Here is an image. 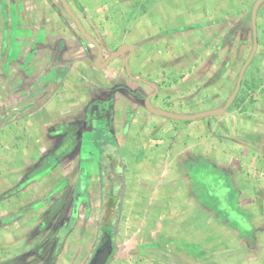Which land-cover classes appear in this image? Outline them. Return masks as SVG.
Instances as JSON below:
<instances>
[{"label": "rangeland", "instance_id": "1", "mask_svg": "<svg viewBox=\"0 0 264 264\" xmlns=\"http://www.w3.org/2000/svg\"><path fill=\"white\" fill-rule=\"evenodd\" d=\"M67 1L74 11L75 6L78 11L81 9L76 5L77 0ZM79 3L84 5V8L89 5L95 6L97 12L94 11L96 14L93 15L92 22L99 28L96 34L99 35L98 32H100L101 38L107 37L108 51L127 41L134 46L135 50L138 46L140 50L154 49L159 52L163 45L161 36L165 34L171 36L175 29L181 30L191 21H194V25H204L206 22L208 25V20L215 21L220 18L224 9L227 12V18L235 21L232 30L228 33L236 32L238 21L235 19V13L245 11L247 19L250 18L254 2L252 0H94L88 5L87 0H79ZM216 8L221 15L212 12ZM263 10L264 2L259 7L257 17H260ZM83 14L85 17V12ZM195 16H199L198 19H193ZM248 30L247 25L246 31ZM60 34L62 35L60 37H66L68 40L52 39ZM71 35L74 38H71ZM248 36L246 40L247 43L249 41L250 46L244 47V51L241 50L240 66L250 52L252 43L250 44L251 38ZM77 38L80 37L73 22L57 0H0V115L21 105L30 108L16 114L11 121L0 127V211L6 214L5 222L15 220L14 222L19 224L15 230L17 232H14L15 236L3 235L5 238L3 240L1 225L4 224L3 219L1 220L0 264H85L100 240L102 232L115 226V219H118L114 234L115 249L108 264H153L152 260L154 264H164L160 263V255L155 253L153 247L139 248L144 249L147 254L135 253L136 249L139 250L137 244L143 240L144 231L149 230L154 220L158 219L152 215L156 212L155 209L160 208L165 212L167 210L163 205L158 206V202H153L154 198L150 190L146 188L147 191H142L137 188L136 183L141 184L142 178L140 175L135 177L136 174L130 171L132 164H129L126 170L123 169L124 161L133 162L137 159V153L138 155L142 153L140 150H132L134 146L130 149L128 144L131 142L124 141L127 125H130L127 122L133 114L131 111L124 110L129 106L124 104L121 112L115 113L116 116L113 118L105 116V118L96 119L100 121V124L107 126V132H100L98 128L92 133L83 134L84 115L89 102L96 101L93 107L98 110V107L106 103L102 97L110 98L109 92L114 90L116 85L134 84L125 81L119 59L111 60L112 62L105 67L104 72L93 68L89 53L85 57L83 52L75 46L74 41ZM243 39L244 36L241 33L238 41L233 42L234 45L232 43L228 45L238 47L237 44L242 43ZM172 42L178 44L179 39L175 41L174 37ZM85 45L91 48L88 44ZM232 46H229V49L233 50ZM188 49L181 48L180 43L177 49H173L174 60L172 59L171 64L176 68L175 71L172 69L173 72L169 75L170 80H167L166 84L171 85L173 91L177 92L173 94L170 105L163 104L159 108L169 112H173L172 108H175L185 112L181 114H191L221 107L234 89L236 75L234 80H223V77H219L222 75H217L214 69H209L210 63L203 62L196 64L197 68H200V71L202 68L207 69L202 72L194 70L193 73L204 75L208 71L213 84L207 85L198 80L197 83H189V87L185 85L179 89L175 81L180 71L195 66V54L201 52L202 48L195 46ZM213 53L208 56L211 60L215 57ZM255 60L252 65L260 64ZM163 63L160 59L152 61L149 58L145 60L144 65H148V71L151 73L153 70L152 75L156 77L159 70H168L162 66ZM252 65L247 67L241 87L244 86ZM131 68L135 70L134 66ZM216 72L219 73V71ZM45 80L51 83L46 90L51 88L56 92L48 94L50 95L48 101L41 105V97L38 95L42 93V90L38 87ZM118 95L116 103L127 102L121 100L119 98L121 95ZM34 96H38L35 104L31 100ZM237 99L221 116L196 119L202 128L206 129L202 134L203 137L213 139L223 134L225 115L236 107ZM38 105H41L40 108L34 111ZM107 112L109 113L108 109ZM79 116L81 119H78ZM258 117L264 118L260 108L256 109L253 116H249L251 121L257 120ZM125 118H128L127 122H124ZM163 119L176 122L164 117ZM185 122L192 121L176 123ZM58 130L60 133H57ZM131 131L136 132V129ZM154 135L161 136V131H154ZM95 136L99 140L94 138ZM189 136L183 135V140L182 138L176 140L189 146L188 141L192 142ZM47 137L51 140L48 141ZM84 139L88 140L92 150L84 146L87 142L83 141ZM30 141H34L37 145L36 151L28 145ZM181 144H178L176 149L182 148ZM70 146H74L72 154ZM80 149L81 155L78 157ZM40 150L46 154L39 156ZM26 153L29 157H26ZM104 153H107V158L103 156ZM158 153L159 151L156 150L155 154ZM190 154H192L191 151ZM149 160L146 159L144 163L150 167L152 164ZM160 160L162 163H159ZM168 162L172 164L174 159ZM152 163L153 165L162 164V166L167 164L164 157L153 158ZM181 163L187 165L184 160H181ZM79 165L84 175H80L75 180ZM195 168H192L191 172L190 180L193 183L191 186L197 201L203 203L208 209L206 213L208 224L216 222L211 213L217 214L216 218L226 223L223 227H218V231L208 226L207 238H202L199 244L200 248L202 247V253H204L203 247L207 246L205 250L207 257L204 261L197 257L198 262L200 264H254L248 262L247 257L252 254L248 249L256 248L264 241V238L260 237L261 230L264 229L262 221L264 215L256 212L258 216L256 213L255 216L253 212H247L243 206L238 207L240 199L237 197L234 185L232 186L229 178L219 174L217 169L206 164L204 167L199 166L198 170ZM5 176L8 177L5 178ZM13 180L15 181L12 183ZM216 180L222 184L224 195L217 194L213 187ZM127 181L132 182L128 187ZM249 181L247 186L251 192L254 185L264 188V177L250 172ZM42 182L47 188L40 196L43 197L44 203L49 202V210L57 212V201L61 200L63 203L62 221H56L57 215L51 223L44 224L37 221L38 217L29 216L27 219H30L32 223H22L23 217H18V213H14L15 207H18L21 200L28 204L26 215L30 214V209H36L39 204L32 197L35 195V187ZM144 185L147 186L146 182ZM13 187L15 189H12ZM20 190H23L22 193ZM28 190L34 193L30 195ZM73 191L78 196V202L86 205L91 203L88 208L84 204L78 206L77 213L81 220H75V222L74 217H72L73 221L69 218L73 204ZM147 193L150 195L147 196ZM111 196L112 199H109ZM217 196H224L225 204L233 208L234 212L231 213L232 210L229 212L226 207L221 206ZM23 208L25 210V206ZM183 208L185 210V207ZM116 210L119 211L118 217ZM83 213H90L89 221L82 220ZM191 213L195 215L194 210ZM191 213L189 216H192ZM130 214H138V217L131 218ZM203 214L204 212H201L202 219ZM240 220H244L246 225L241 224ZM14 222L11 223L12 227L15 225ZM62 223L63 226H61ZM226 225L235 227L240 235L234 232L235 238H230L229 235L233 232ZM149 241H151L150 237ZM199 245H197L198 248Z\"/></svg>", "mask_w": 264, "mask_h": 264}, {"label": "crops", "instance_id": "2", "mask_svg": "<svg viewBox=\"0 0 264 264\" xmlns=\"http://www.w3.org/2000/svg\"><path fill=\"white\" fill-rule=\"evenodd\" d=\"M252 1L254 2L255 0ZM75 2L76 5L81 8L79 15L83 17V12H85L84 18L88 21L91 20L92 22V17L96 14L94 12L96 10L95 6H90L89 3L94 2V0H87V4L89 5L87 8H84V5L80 4L79 0ZM221 13L222 16L217 19L216 24L215 21H211V19L208 20V25L206 24L207 22L204 23V25H194V21H191L188 22L189 25L187 27L185 26V28L181 30L175 29L173 35H167L164 37L161 36L160 40H166L161 41L163 43L162 47H171L172 56L174 55L173 49H177L179 43L180 47H183V49H190V47L195 46L202 48L201 52L195 54V66L189 67L188 69L184 68L180 71L178 79H176L177 82L175 81V83L179 86V89L181 86L185 85L189 87V83H197L198 80L203 81V83L207 85L213 84L211 82V77L208 75V71L204 75L200 73H193L194 70L200 71V68H197V65L203 62L210 63L209 69H214L217 75H222L219 77H223V80H234V75H236L237 79L239 70L242 66L239 64L241 59V50L244 51V47L250 46L248 44L249 41L247 43L246 38L248 35L252 38L251 24L249 17L248 19L246 17L247 12L238 11L235 13V19L238 21V30H235L236 32L234 33H228L229 30H232V26L235 21L229 17V19L227 18V12L225 9L224 12ZM198 17L199 16H195L193 19H198ZM102 21L107 22V20ZM219 21L220 24H218ZM256 22L258 43L255 55L248 66L252 65V62L255 59V62H259L260 64L254 63L255 65H252L251 69H249L248 78L245 80L244 86H240L239 92L234 99L235 101L238 97L236 107H234L230 113L225 115V126L222 130L223 134H220L217 138L213 139L203 137L202 134L206 131V129L205 127L202 128V125L198 123L199 119L187 123H176L178 120H175L176 122H169L167 119H163V117L161 118V116L142 112L139 106H136L134 109L135 111H139L138 120L133 119L129 122L130 125H127L128 129L124 135L128 133L130 136L125 138V143H128L129 141L131 142V144H128L130 149L134 146V144H137L138 146H134L132 150H140L142 153L140 155L137 153V159L133 160V162L124 161L123 169L126 170L128 165L132 164L133 166L131 165L132 167L129 168L130 171L133 174H136L135 177L140 175L142 178L141 184L139 182L138 184L136 183L137 188H140L142 191H147V189L150 190L154 198L153 202H158V206L163 205L167 210V212H165V210L162 211L160 208L159 210L155 209L156 212H153L152 215L156 216L158 219L154 220V222L152 221L153 226L149 230L144 231V235H142L143 240L137 244L138 249L144 246L153 247L155 253L160 255V263L200 264L198 262L199 259L204 261L207 257V251H205L207 246L203 247L204 253H202V247L200 248L201 245L199 244L201 243L202 238H207L206 233L208 232V226L215 228L216 231L219 230L218 227L221 228L224 226L222 221H219L216 218L217 214L215 213H211L212 217L216 220L215 224H208L206 214L208 209H206L203 203L197 201L192 190L193 187L191 185H193V183L190 180L192 168L196 167L195 169L198 170L199 166L204 167L205 164L211 165L214 169H217L220 172L219 174L224 175V177L231 180L232 186L234 185L235 187L237 197L240 199L237 204L238 207L243 206L247 212H253L254 215L256 212H260V215H264V188L254 185L251 192V189L247 186L248 182H250V172H253V174L257 176L264 177V118L258 117L255 121H251V118H249V116H253L256 109L259 108L264 115V10L262 11L260 17H257ZM247 25L249 28L248 31H246ZM241 33L244 36L242 43H238V47L232 46L234 45L233 42L238 41L237 39L240 37ZM60 36L62 35L60 34L57 38L52 39H57L59 41L68 40L66 37L63 38ZM174 37L175 41L179 39L178 44L172 42ZM71 38L74 37L71 35ZM229 43H232V45H228ZM251 43L252 39L250 41V44ZM229 46H232L233 50L229 49ZM136 47L141 52V62H145V60L149 58L154 60L157 59L155 54L157 52L156 50L150 49L148 51L149 53H144L147 50H140V47ZM225 47H227L226 51ZM230 50H232V52H230ZM213 51L216 52L213 53ZM211 53L215 56L213 60H211L210 57L208 58ZM204 57H206L205 60H203ZM145 66L147 67L148 65ZM175 68L176 67L174 66L173 70ZM205 69L202 68L201 70L203 71ZM135 70L139 71L140 69L135 67ZM173 70H164L168 74L159 70L156 77L152 75L153 70L150 73V76L153 79L159 81V83L163 85V89L160 91L159 98L156 101L157 106L163 104L170 105V100H172L173 94H176L177 92L173 91L171 85L166 84V81L170 80L169 75L173 72ZM216 71H219V73ZM101 72H104V70ZM244 74L246 75V73ZM245 75H243V78ZM103 77L106 78L105 75H103ZM49 90L50 91H47L48 94L56 92V90H52L51 88ZM223 92L224 91H222V93ZM46 102L44 104H46ZM94 102L96 101L89 102V105ZM116 104L115 113L117 114L121 112L124 104H127L128 106L130 105L129 102L127 103L122 101ZM104 106L97 108L100 111V117H102L103 114L105 115L106 108ZM172 111L178 113L184 112L181 110L178 111L175 108H172ZM115 116L116 115H114V117ZM78 119H81V116H79ZM205 120L208 121V119ZM147 121L151 122L148 123ZM134 128L136 129V132L131 131ZM156 130L161 131L162 137H156L154 135V131ZM180 135H190L189 137L192 138V142L188 141L189 146L184 143L181 144V141L176 140L177 138H182ZM178 144L183 145V147L176 149ZM29 146L35 151L38 149L37 145L33 143V141L29 142ZM156 150L159 151L158 154H155ZM190 151L192 154H190ZM39 152V156L46 154L41 150ZM26 157H29L28 153H26ZM163 157L166 158L167 164L165 166H162V164L153 165V158L161 159ZM140 159H143V161H140ZM146 159H150L149 162L152 166L149 167L144 163ZM170 159H174L172 164H169L168 162ZM181 160L186 161L187 165L181 163ZM159 163H162V161L160 160ZM205 169L207 170L206 167ZM14 181L15 180H13L12 183ZM16 182L18 183V181ZM145 182L147 186L144 185ZM131 183L132 182L127 181V187L131 185ZM149 195L150 193H147V196ZM183 207H185V210ZM193 210L195 215L191 213ZM201 212H204L203 219ZM190 213L192 216H189ZM130 216L131 218H136V216L138 217V214H130ZM128 219L130 220L129 216ZM262 221L264 223V217ZM261 231L262 233L260 234V237L262 236V238H264V229ZM236 232L239 236L240 233L238 231ZM233 234L229 235V237L235 238L236 235ZM149 237L151 238V241H149ZM197 245H199V248ZM248 250L252 253L247 257L248 262L250 261L254 264H264V241L261 242V245L258 247H251ZM135 253L147 254L144 249H136ZM238 253L239 252H237V254ZM193 255L194 257H191ZM197 257L199 259H197ZM152 263L154 264V260H152Z\"/></svg>", "mask_w": 264, "mask_h": 264}, {"label": "flooded vegetation", "instance_id": "3", "mask_svg": "<svg viewBox=\"0 0 264 264\" xmlns=\"http://www.w3.org/2000/svg\"><path fill=\"white\" fill-rule=\"evenodd\" d=\"M58 1V3L61 5V7H62V9L64 10V8H63V6H62V4L59 2V0H57ZM71 7V9H72V11H73V13H75V15H77L78 17H79V19H80V21H81V24L83 25V27L85 28V30H86V32L87 33H89L92 37H94L96 40H97V42L100 44V46H101V53H102V57H101V60H100V63L102 64V63H105L106 62V60H107V58L111 55V53L113 52V51H115L120 45H129V46H132L133 47V45L131 44V43H129V42H127V41H125V42H122V44L120 43V45H118L116 48H114V49H112V50H110V51H108L107 50V37L106 38H101L100 37V32H98L99 33V35H97L96 34V32L98 31L97 29H99L98 28V26L96 25V23H93V22H86V18H84V15H83V17H81L79 14H80V9H79V11H78V9L76 8V6L74 7L75 8V11L73 10V7L72 6H70ZM64 12H65V10H64ZM213 13H215V14H220V12H219V10H217V8L216 9H214L213 11H212ZM66 13V12H65ZM67 14V13H66ZM68 17L71 19V17L68 15ZM84 18V19H83ZM213 19H214V17H213ZM71 21L73 22V25H74V27H75V30H76V32L78 33V35H79V37L80 38H77L75 41H74V44H76L75 46H77V48L78 49H80V51H82L83 52V54H84V56L86 57V55H88L87 53H89V59H90V61H91V63H92V66H93V68H95L96 70H99V71H101V70H104L105 69V67L109 64V63H111L112 61H110L108 64H105L102 68H98V67H96L95 66V64H94V61H95V59H96V57H97V55H98V49L95 47V45L93 44V43H91V42H88L82 35H81V33L79 32V30L77 29V27H76V25H75V23H74V21L71 19ZM217 21V19L215 20V22ZM167 35H170V34H165V35H163V37L164 36H167ZM252 39V38H251ZM163 41H166L165 39H162ZM161 40V41H162ZM65 42V41H64ZM85 44H88L89 46H91V48H89L88 46H86ZM133 49V51L131 52V54H130V52L129 51H126V52H124V54L123 55H121V56H118V57H116V58H114V59H119L120 60V63H121V67H122V71L124 72V76H125V81H128V82H131V83H133L134 85H131L130 87L127 85V83H124L123 85H120V86H118V85H116L115 87H114V90H112V91H110L109 92V96H111L110 98H104V97H102L103 98V100H106V103H105V108H106V111H105V115L103 114V116L102 117H104L105 118V116L107 117V116H109L110 118H113V116L115 115V112H116V110L114 109L115 108V106H116V95H118V94H120L121 95V97H119V98H121V100H125V101H127V103L129 102L130 103V107H128V109H126V108H124V110L126 111V110H128L127 112H129V111H131L133 114H132V116H134V117H132L131 116V118L130 119H128V118H125L124 119V122H127V120L126 119H128V122H127V124L130 122V121H132L133 119H135V120H138V115H139V111L137 110V111H135L134 109H135V107L136 106H139L140 107V109H141V111L142 112H144V113H146V114H152V113H150L146 108H145V106H144V102H145V99L148 97V96H150V99H149V101H150V103L154 106V107H158L159 108V106H157V104H156V101H157V99L159 98V93H160V91L163 89V85H161L160 83H159V81H157V80H155V79H153L151 76H150V72L148 71L149 69H148V66L146 67L145 65H144V62H141V60H142V57H141V52L138 50V49H134V48H132ZM171 47H169V46H165V47H162L160 50H159V52H156L155 54H156V57H157V59H155V60H158V59H160V61H163L164 63H163V65L162 66H165L166 68H168V69H173L174 68V65L173 64H171L172 62H173V60H172V58L174 57V56H172V54H171ZM92 53V54H91ZM144 53H149L148 51H145ZM88 57V56H87ZM205 58L206 57H204L203 58V60H205ZM125 59H127V63H128V67H129V72H130V74H128V72H127V70H126V67H125ZM154 59H152V61H153ZM133 64H134V66L136 67V68H139L140 70L139 71H135V70H132V68H131V66H133ZM167 64H170V66H166ZM134 67V68H135ZM133 71H135V73L133 72ZM106 79V78H105ZM107 80V79H106ZM107 82V81H106ZM43 83H41L40 84V87H38L39 89L41 88V85H42ZM154 85L156 86V88L154 87ZM107 89H109L108 87H107ZM106 89V90H107ZM139 89V90H138ZM26 96V95H25ZM119 96V95H118ZM24 98V97H23ZM36 96H34L31 100L33 101V104H35L36 102H37V100H36ZM27 99V98H26ZM102 100V101H103ZM99 102V101H98ZM89 105V104H88ZM39 106V105H38ZM38 106H36L35 107V109H34V111H36V110H38L39 108H40V106L38 107ZM38 107V108H37ZM91 108H93V104L91 103L89 106H87V110H86V113H85V115H84V118H85V128H84V130H83V134L85 133V132H87V133H92V131H94V130H98V128H100L99 129V131L100 132H107V126L106 125H103V124H100V121L99 120H96V119H93L92 118V115H91ZM13 109H16L17 110V113H15L11 118H9L8 120H6L3 124H5V123H7L8 121H11L13 118H14V116L16 115V114H19V113H22L25 109H30L29 107H26L25 105L23 106V105H21V106H18V107H16V108H12V109H10L9 111H11V110H13ZM107 109L109 110V113L107 112ZM9 111H7L6 113H4V114H2V115H0V117H2V116H4L5 114H7ZM134 111H135V114H134ZM102 117H100V118H102ZM114 120V119H113ZM123 120V119H122ZM113 122V121H112ZM122 123V122H121ZM2 124V125H3ZM113 124V123H112ZM1 125V126H2ZM121 125H123V124H121ZM126 132V131H125ZM57 133H60V131L58 130L57 131ZM125 134V133H124ZM128 136H130L128 133H126V135H124V138H127ZM94 138H97V136H95ZM47 139H48V137H47ZM48 140H51V138L50 139H48ZM97 140H99L98 138H97ZM83 141H87L86 142V144L84 145V146H87L89 149L91 148L90 146H89V142H88V140H83ZM65 142H66V140L65 141H63V145L65 144ZM96 142V141H95ZM136 142V141H135ZM33 143H34V141H33ZM137 143V142H136ZM29 145V144H28ZM134 146L135 147H137L138 145L137 144H134ZM71 147V146H70ZM69 147V149H70V153L72 154L73 152H72V150L74 149V146H72L71 148ZM90 150H92V149H90ZM30 151H31V149L29 148V154H30ZM78 153H79V155H78V157H80V155H81V149H80V151H78ZM90 154L92 155V151L90 152ZM103 156H105L106 158H107V153H104L103 154ZM196 166V165H195ZM79 170H78V173H77V176H76V179L75 180H77L79 177H80V175H84L83 173L84 172H81V168H80V165H79ZM9 176V175H8ZM8 176H5V178H7ZM207 179V178H206ZM218 180H220V179H218ZM218 180H216V183H215V185H213V187L215 188V190H216V192H217V194H219V195H224V192H223V187H222V184H220L219 183V181ZM210 181V180H209ZM8 183H11V182H8ZM6 188L8 189V191H10L9 190V187L8 186H6ZM45 188H47L46 187V185H45V183L44 182H42V184L41 185H38L37 184V187H35V195H34V197H32V198H34V201L36 202V203H38L39 204V206L36 208V209H30V214H28V215H26V213H27V210H26V208L28 207V204H27V202H23V201H19L20 203L18 204V207H15V209H16V211H14V213H18V217H23V220H22V223H29L30 222V219H27L29 216H31V217H38V219H37V221H40V223H44V224H48L49 222L51 223V221H53L54 219H55V216H57L58 215V218H57V222H60V221H62V218H63V214H62V212H63V203L61 202V200H58L57 201V204H56V211L57 212H52V211H50L49 210V208H48V206H49V202H46V203H44L43 202V197H41L40 195H42V191L44 192V190H46ZM12 189H15V187H13ZM22 191L23 190H20V192L22 193ZM27 192H30V195L31 194H33L34 192H32V190H28ZM26 193V192H25ZM33 196V195H32ZM38 196H40V197H38ZM77 197L78 196H76V194L74 193V191H73V204H72V209H71V214L69 215V218L72 220L73 218L72 217H74V222H75V220L77 221V220H81L80 219V216H79V213H77V208H78V206L80 205V204H84V205H86L85 203H82V202H78L77 201ZM224 196L223 197H219V196H217V199H219L220 200V205L221 206H223V207H226V210H229V212L231 211V213H233L234 212V209L233 208H231V207H228V205L227 204H225V202H224ZM54 199V198H53ZM53 199H51L52 200V202H54V200ZM109 199H112V196L111 197H109ZM23 206H25V210H24V208H23ZM87 206V208L88 207H90L91 206V203L90 204H87L86 205ZM62 210V211H61ZM43 213H45V214H43ZM59 213V214H58ZM229 214V213H228ZM6 214L5 213H2L1 211H0V223H1V220L3 219V224L4 225H1V226H3L2 228H1V232H2V239L3 240H5V238H4V236L3 235H8V236H10V235H13V236H15V233L14 232H17V231H15L16 229H17V227H19V224L17 223V222H14L15 220H11V221H8V222H5V220H4V216H5ZM43 215V216H42ZM11 215H9V217H10ZM217 217H218V215H216ZM89 219H90V213L88 214H86V213H83V217H82V220H84V221H89ZM73 221V220H72ZM221 221V220H220ZM14 222V227H12V224L11 223H13ZM30 223H32V222H30ZM240 223L241 224H244V225H246V222H244V220L243 221H241L240 220ZM222 224H226L224 221H222ZM61 226H63V223L61 224ZM60 226V227H61ZM60 227L58 228L57 227V229H60ZM226 227L227 228H229L232 232H236L237 230L235 229V227L233 228V227H230V226H228V225H226ZM22 228V227H21ZM56 229V230H57ZM20 230V229H19ZM103 236H104V234H103V232H102V234H101V236H100V240L97 242V244L95 245V247H94V251L91 253V256L86 260V262H85V264H89V261H90V259L92 258V256L94 255V253H95V251H96V249L100 246V244L102 243V241H103ZM114 249H115V247H114V244H113V252H114ZM112 252V253H113ZM7 254V253H6ZM4 255V254H3ZM112 255V254H111ZM114 255V254H113ZM109 261H110V257H109V260L107 261V263L106 264H108L109 263Z\"/></svg>", "mask_w": 264, "mask_h": 264}, {"label": "water", "instance_id": "4", "mask_svg": "<svg viewBox=\"0 0 264 264\" xmlns=\"http://www.w3.org/2000/svg\"><path fill=\"white\" fill-rule=\"evenodd\" d=\"M59 2L62 4L67 15H69L71 17V19L74 21V23H75L77 29L79 30V32L81 33V35L88 42L93 43L95 45V47L98 49V55L94 61V64L96 67L102 68L105 64H108L114 58L123 55L124 52H126V51H129L131 54V52L133 51L132 46L120 45L115 51H113L111 53V55L107 58L106 62L101 64L100 60L102 57V53H101L100 44L97 42V40L94 37H92L89 33L86 32L85 28L81 24L79 17L77 15H75V13H73L68 1L67 0H59ZM263 2H264V0H255L253 5H252L251 11H250V24H251V29H252V47H251V50H250L247 58L245 59V61L243 62L242 66L239 70V73H238V76L236 79V83H235V86H234L232 93L228 96V98L226 99V101L224 102V104L221 107L213 109V110H209V111H204V112H197V113H191V114H181V113H176V112H169V111L160 109L158 107H154L149 101L150 96H148L144 102L145 108L150 113H152L154 115H158L161 117H165V118L172 119V120H178V121H193V120L208 117V116H220V115H222L228 109V107L232 104L234 99L236 98V96L239 92L241 83H242V78H243V75L245 73V70L247 69L248 65L250 64V62L252 61V59L255 55L257 43H258V38H257V33H256L257 11ZM125 67H126L128 74H130L127 59H125ZM154 87L156 88L155 85H154ZM15 113H17V110L13 109V110L9 111L7 114H5L4 116L0 117V127L6 120L11 118ZM112 252H113V242H112L111 236L110 235H104L102 243L96 249L94 255L92 256V258L89 261V264H106L107 261L109 260V257L111 256Z\"/></svg>", "mask_w": 264, "mask_h": 264}, {"label": "trees", "instance_id": "5", "mask_svg": "<svg viewBox=\"0 0 264 264\" xmlns=\"http://www.w3.org/2000/svg\"><path fill=\"white\" fill-rule=\"evenodd\" d=\"M249 20H250V18H249ZM49 84H51V83H48V81L45 80L43 82V84L41 85L40 90H42V93L38 95L39 97H41V100H40L41 101V103H40L41 105L44 104L48 100V98L50 97V95H48V93L46 92V91H50V90H46L48 88ZM41 105H39V106H41ZM99 113H100L99 110H96L95 108H91V115H92L93 119H100ZM118 215H119V211L116 210V216L118 217ZM117 222H118V219H115V226L112 227L110 230H107V231H105L103 233L104 235H110L111 236L113 244H114V234L116 232V224H117ZM113 254H114V252L110 256V259L112 258Z\"/></svg>", "mask_w": 264, "mask_h": 264}]
</instances>
